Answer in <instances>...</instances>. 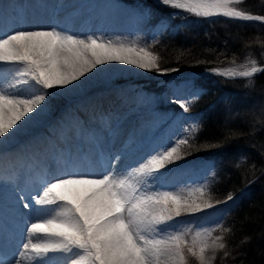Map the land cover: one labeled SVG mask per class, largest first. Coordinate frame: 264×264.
Returning a JSON list of instances; mask_svg holds the SVG:
<instances>
[{
	"label": "snow or ice",
	"instance_id": "6c2138e0",
	"mask_svg": "<svg viewBox=\"0 0 264 264\" xmlns=\"http://www.w3.org/2000/svg\"><path fill=\"white\" fill-rule=\"evenodd\" d=\"M160 2L198 16L264 19L231 6L242 4L243 0ZM157 59L146 48L93 36L79 38L57 29L17 30L4 34L0 36V70H3V65L12 67L7 69L10 78H0V137L6 138V134L19 122L45 104L47 96L52 93L44 90L67 88L98 65L110 61L152 70L159 68ZM251 63L250 69L245 67L243 71L229 70L220 74L252 77L262 69L255 66V61ZM248 83L251 85L253 81ZM25 85L27 88L22 87ZM37 85L40 86L38 89ZM29 89L31 94L25 95ZM179 107L184 112L189 110L185 101L179 102ZM198 127L193 124L192 131H197ZM179 143L187 144L188 139L181 138ZM177 152L176 146L162 149L134 174L120 171L110 164L111 170L103 174L64 171L46 178L32 199L39 205L59 202L62 210L57 218L32 223L27 231L29 236L42 234L54 239L43 242L29 239L23 244L21 255L34 264H44L43 257L49 252L78 249L76 264H186L184 249L187 248L199 264H207V237L197 234L189 245L180 235L168 239L145 235L154 231V224L178 217L182 211L201 209V205L193 207L188 200L169 192L145 194L140 191L138 178L145 172H159L166 163L180 159ZM199 191L203 195L205 189L200 188ZM23 206L30 207L28 203ZM204 206L212 205L206 203ZM213 243L216 247H224L215 241Z\"/></svg>",
	"mask_w": 264,
	"mask_h": 264
},
{
	"label": "rangeland",
	"instance_id": "374dc122",
	"mask_svg": "<svg viewBox=\"0 0 264 264\" xmlns=\"http://www.w3.org/2000/svg\"><path fill=\"white\" fill-rule=\"evenodd\" d=\"M23 1L24 0H8L9 3L7 5L10 7L7 13H9L8 15L10 16L13 15L14 20L11 21L12 25L8 28L10 31H5L6 34L21 30L17 29V25L19 24L17 19L20 11H23L21 7ZM34 1L35 0H32V4H34L36 7L37 4ZM101 1L107 4L108 8L103 10L100 8L98 11L100 17H103L110 12H116L119 10L122 16H124L126 19L122 25L123 29L121 33L117 35V43L135 45L138 48H146L155 56H157V44L161 43L165 38L172 37L184 29L186 30L192 23V18H187L190 17L189 15L194 14L190 11L164 5L160 2V0ZM231 6L238 10H242L241 4H233ZM185 12H189L190 14L187 15ZM67 16L69 17V14ZM219 17H221V15ZM51 26L54 27L52 21ZM115 62L118 63V61ZM249 62L250 61L243 65L240 64L239 67L242 68V70H245L244 65L248 64ZM250 68L251 67H249V69ZM229 70L237 69H234V67L225 70L219 69L206 72V74L210 73L222 75L220 73ZM6 72L7 71H5L4 74H0V78L7 77L9 73ZM198 75L200 74L192 72L167 75L162 71H158L157 68L147 70L140 68L135 69L133 66H131V68L128 70H122L121 72H118V75H116L113 82L112 80L109 82L107 81L105 83L106 85L104 86L93 84L86 90L84 95L91 97L98 94L100 90L105 91V89H109L110 87H120L121 92L130 94L137 99L135 102V107L133 106L134 108L132 115H134V119L139 120L142 118L149 121L148 128L143 132L144 136L143 134L140 135L136 139L138 141L135 140L133 144L135 150L141 149L143 147L142 145L144 144H150L149 149L142 154V163H147L150 157L154 156L158 152H161L162 149H170L171 146L177 147V155H179L181 158L175 160L174 162L166 163L165 168L160 169L159 172H150L151 174L145 173L144 182L139 183L140 191L144 192L145 194L169 192L188 200L189 204L193 207H195L196 204L201 205V209L192 212L182 211L181 215L178 217L173 216L171 220L152 225V227L160 226L157 230V234H154L153 238L168 239L171 236L180 235L185 241L188 242L189 245H191L193 237H195L197 234L201 235L202 237H207L209 247L205 251L206 261L207 264H214L220 253L223 251L224 247H216L213 242L215 241L216 244H223L225 246L224 236L227 231V216H229V214L236 208L239 201L249 194V191H247V189H243L237 196H232V199L227 198L223 201L216 200L214 188L220 169V163L216 157V154L213 151L208 153L201 151L200 154L196 155H192V153H190V148L198 140L197 135L201 128L204 115L202 112L203 110L194 111V109L197 107V102L199 101L201 94L205 91L202 86L197 85L194 82V78ZM222 76L227 78L233 77L225 75ZM52 93V95L47 96L45 104L40 105V107L46 109L45 114L51 120L58 118L59 123H56V125L49 129V131H47L49 124L46 125L45 123L44 126L36 125L33 128L34 130L32 129L30 132H26V135L24 134L23 136V140H27L24 141L26 143L24 144L25 149L26 146L28 149L32 148L37 142H48L49 138H54V142L56 144H60V147H63V142H59L57 140L58 135L56 136V134L62 133L65 129V126L67 127V125L70 124L71 120L69 118L71 117H66L65 113L71 109L70 106L73 104L72 101H75L76 99L67 96L65 90L61 88L52 89ZM181 101L188 103V112H184V110L179 107V102ZM54 103H63L62 105L65 104V106H63L62 109L58 111V113L54 112V114L51 115L49 113L53 111L52 107L56 109ZM79 118L82 120V122H86L90 116L83 114ZM115 121L118 122V125H120L118 119ZM126 121H130L128 123H131L133 119L132 117L131 119L126 117L123 123H127ZM193 124L199 125L198 130L195 132L192 131ZM96 127L97 126H95V128ZM132 128L133 125L131 129ZM132 135L133 132L128 134L125 140H122L125 141L123 142V147L127 141L132 138ZM37 136H42V138L35 139L38 138ZM181 138H187L188 143L180 144L179 140ZM8 141L14 142V140H10V138H3L0 141V147L7 145ZM117 162L119 164V155L115 157L114 161H110V164L117 169ZM137 166L138 164L136 162L132 167L135 169ZM152 177L154 180H150ZM0 183L2 184L3 182L0 181ZM6 185V188L13 187H10L8 182H6ZM200 188L205 189L203 195H201L199 191ZM10 191L16 193L14 196H17V203H15V207L17 208L13 209L12 214H14L17 219L19 218L22 221L26 220V217L17 215V213L21 214V211L25 208L23 206L25 203H28L29 205L31 204L32 207H29L30 210L33 211V213L35 212L36 214H42V219L45 221L47 219L57 218L59 212L62 209V205L59 202L56 204V206L36 204L32 197L37 195L38 190H34L28 195L23 194L22 196L18 195L17 187L15 190L9 189V196L13 195V193H10ZM4 201L9 203V206L13 205L14 202L13 200L11 201L8 199H5ZM206 203L211 204L212 206H204ZM5 206L7 205L5 204ZM51 209H56V211L53 212ZM42 219H40L38 223L45 222ZM161 229L167 230L161 232ZM218 237L220 238L219 240H217ZM36 240L33 242H40V240L43 242L46 239L38 238V240ZM18 246L21 247L20 244H18ZM77 251L78 249H72V251L69 253L73 254ZM67 253L66 255H68ZM16 255L19 254L16 253ZM184 255L186 264H199L198 259L193 257L187 251V248L184 249ZM77 259L78 254L70 258L71 261L67 264H76ZM52 263L55 264L56 262L54 263L51 260L44 261V264Z\"/></svg>",
	"mask_w": 264,
	"mask_h": 264
},
{
	"label": "bare ground",
	"instance_id": "6f19581e",
	"mask_svg": "<svg viewBox=\"0 0 264 264\" xmlns=\"http://www.w3.org/2000/svg\"><path fill=\"white\" fill-rule=\"evenodd\" d=\"M34 2L37 4L36 7L32 4V0L23 1L21 6L23 11H20L17 19L19 22L17 29H57V23L54 28L51 26V21L54 20L61 24V27L57 30L62 32L79 38L93 36L117 43V35L121 33L122 25L126 20L119 10L100 17L98 14L100 8L102 10L108 8V5L101 0H35ZM8 3V0H0V32L2 35H4V31L9 30L8 28L12 25L11 21L14 20L13 15L10 16L7 13L10 7L7 5ZM68 14L69 17L67 16ZM131 66L133 65L110 61L103 65H98L79 80L67 86V88H61L65 90L67 96L76 99L72 101L71 109L65 113L66 117H71L69 118L71 120L70 124L67 127L65 126L62 133L56 134V136L58 135L57 140L63 142V147H60V144H56L54 138H49L48 142H37L30 149L27 146L26 149L24 147V144H26L24 141H27L23 140L24 134L28 131L30 132L36 125L44 126L45 123L46 125L49 124L47 127V131H49L56 123H59L58 118L51 120L45 114L46 109L39 106L36 112L29 114V117H25L24 121L19 122L14 129L10 130L11 132L6 134V138H10L14 142L8 141L7 145L0 147V181L4 185L8 182L10 187L13 186L12 188L8 187L10 190H15L17 187L18 195L22 196L23 193L28 195L34 190H39L46 178L64 171L79 172L85 175L103 174L111 170L109 160L102 167L100 163H96L95 157L98 153H103L107 157L110 154L109 149L111 152L114 151V156L119 155L118 170L128 174H134L139 171L146 164L141 162V157L149 149L150 144H144L138 150H135L133 146L135 140L148 128L149 122L147 119H134L132 114L137 99L130 94L121 92L120 87H110L105 89V91L100 90L98 94L91 97L84 95L86 90L93 84L104 86L107 81L112 80L113 82L118 72L128 70ZM9 67L12 66L3 65V70H0V74H4ZM133 68L137 69L135 66ZM7 77H9V74ZM22 87L27 88L26 85ZM39 87V85L36 86L37 89ZM11 91H15V89ZM31 91L29 89L25 95L31 94ZM44 91L52 93V89ZM62 104L54 103L56 109L52 107L53 111L49 114L58 113L65 106V104ZM83 114L90 116L86 122H82L79 118ZM126 117L128 119L132 117L133 121L128 124L123 123ZM115 118L119 120L120 125L114 128V125L117 124ZM132 125L133 128L131 129ZM95 126L97 127L95 128ZM131 132H133L132 138L123 147V142L125 141L122 140H125ZM37 137L35 139L42 138V136ZM3 138L5 137H0V141ZM97 141H101V145ZM136 162L138 166L133 169L132 166ZM144 175L138 178L139 183L144 182ZM152 179L154 180L153 177L150 180ZM1 185L0 238H8L9 243H11L9 249L14 248L19 254L18 256L15 254L7 264H34V261L28 260L21 255L24 251L23 244L28 242L29 239L33 242L36 238L37 240L38 238L46 240L54 238L42 234L29 236L27 229L32 223H38L43 215L33 213L30 208H24L21 214L17 213V215L25 216L26 220L17 219L12 214L13 209L16 207L9 206V203L4 201L5 199L17 200V196H14L16 193L10 191L13 195L9 196V189L2 188ZM39 194L42 195V193ZM30 207H32L31 204ZM159 227H152L154 231L146 232L145 235L153 238L154 234H157ZM79 252L80 250L73 254L65 251L49 252L43 257V261L51 260L54 263L56 262L55 264H67L72 260L70 258ZM32 255L34 256V254Z\"/></svg>",
	"mask_w": 264,
	"mask_h": 264
},
{
	"label": "trees",
	"instance_id": "16d2710c",
	"mask_svg": "<svg viewBox=\"0 0 264 264\" xmlns=\"http://www.w3.org/2000/svg\"><path fill=\"white\" fill-rule=\"evenodd\" d=\"M241 9L264 17V0H244ZM189 16L192 25L157 44V70L200 74L194 82L205 91L194 111L204 115L190 153L216 154L220 169L215 199L249 191L227 216L225 246L214 264H264V70L252 77L206 74L242 70L239 65L248 61L244 67L255 61L264 68V23Z\"/></svg>",
	"mask_w": 264,
	"mask_h": 264
},
{
	"label": "water",
	"instance_id": "95a60500",
	"mask_svg": "<svg viewBox=\"0 0 264 264\" xmlns=\"http://www.w3.org/2000/svg\"><path fill=\"white\" fill-rule=\"evenodd\" d=\"M213 17H219V16L214 15V16H210L209 18H213ZM221 17L229 18V17H225V16H222V15H221ZM230 19H235V18H230ZM236 20H241V19H236ZM241 21H258V22H262V23H264V20H241ZM263 70H264V68H262L261 71H263ZM261 71H260V72H261Z\"/></svg>",
	"mask_w": 264,
	"mask_h": 264
}]
</instances>
